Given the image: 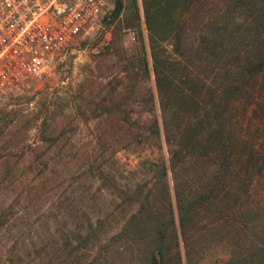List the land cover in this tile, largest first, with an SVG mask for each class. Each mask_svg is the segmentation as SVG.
Segmentation results:
<instances>
[{
  "label": "trees",
  "instance_id": "16d2710c",
  "mask_svg": "<svg viewBox=\"0 0 264 264\" xmlns=\"http://www.w3.org/2000/svg\"><path fill=\"white\" fill-rule=\"evenodd\" d=\"M122 9L123 0H114L110 21ZM142 16L155 87L144 84L138 98L121 79L115 95L97 102L100 112L82 114L101 118L115 138L110 158L91 167L98 192H79L98 206L82 228L84 240L109 234L91 264H116L108 254L118 240L116 251L136 255L131 264H182L183 257L186 264H264V0H142ZM140 18L136 8L135 25ZM118 28L120 21L112 38ZM165 40L179 56L176 65L161 53ZM138 60L142 81L149 75L144 50ZM248 110L257 144L252 129L241 134ZM148 146L159 155L128 168L132 180L115 211L106 194V181L124 170L115 153ZM149 172L150 184L143 180ZM117 212L122 222L109 233Z\"/></svg>",
  "mask_w": 264,
  "mask_h": 264
},
{
  "label": "rangeland",
  "instance_id": "374dc122",
  "mask_svg": "<svg viewBox=\"0 0 264 264\" xmlns=\"http://www.w3.org/2000/svg\"><path fill=\"white\" fill-rule=\"evenodd\" d=\"M112 8L96 34L76 37L53 56L48 73L23 77L0 95V264H91L101 251L100 245L110 241L105 233L84 240L82 228L89 218L95 220L98 206L95 202L87 204L79 192H98L101 182L92 176L91 167L105 156L110 158L115 138L113 129L99 122L101 118L82 114L100 112L97 102L115 95L114 87L122 85L121 79L136 87L132 93L138 98L145 91L144 84L155 87L142 0H123L119 20L110 21L107 16ZM136 8L141 18L135 25ZM119 21L121 28L112 38ZM161 45V53L176 65L179 56L170 41H161ZM143 50L149 75L138 81L142 75L138 58ZM124 66L129 67L128 73L122 70ZM246 114L241 134L246 136V129H252L253 137L258 138L252 141L257 144L260 133L254 129L255 120L249 119L250 110ZM104 130L110 133L107 139L99 138ZM159 153L156 146L120 148L115 153L124 168L119 179L106 181L112 183L106 194L110 192V201L115 200V211L122 191L132 180L128 168L138 166L145 158L155 159ZM151 173L143 179L148 184ZM137 176L135 173L133 178ZM167 179L173 193L170 172ZM126 208L132 209L128 205ZM121 214L117 212L108 221L107 228L114 225L109 233L122 222ZM122 244L115 241L108 257H114L116 264H131L135 254L129 249L116 251ZM182 264H186L184 257Z\"/></svg>",
  "mask_w": 264,
  "mask_h": 264
},
{
  "label": "built area",
  "instance_id": "2783aa9c",
  "mask_svg": "<svg viewBox=\"0 0 264 264\" xmlns=\"http://www.w3.org/2000/svg\"><path fill=\"white\" fill-rule=\"evenodd\" d=\"M114 0H0V95L49 72L53 56L96 34Z\"/></svg>",
  "mask_w": 264,
  "mask_h": 264
}]
</instances>
